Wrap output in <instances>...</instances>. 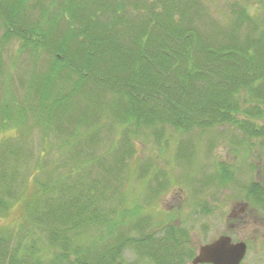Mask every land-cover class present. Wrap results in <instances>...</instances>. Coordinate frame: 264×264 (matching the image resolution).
I'll return each instance as SVG.
<instances>
[{
  "label": "rangeland",
  "instance_id": "obj_1",
  "mask_svg": "<svg viewBox=\"0 0 264 264\" xmlns=\"http://www.w3.org/2000/svg\"><path fill=\"white\" fill-rule=\"evenodd\" d=\"M98 1L110 9L106 18H110L115 8L120 17L128 13L129 20L144 22L152 16L154 8L150 3L155 6L156 0H120L123 12L116 0L94 2ZM70 2L72 0H28L22 10L28 22L41 21L45 16L49 26L44 29H52L50 39L53 43H58L70 31L73 36L67 55L80 40L76 34L81 28L76 23L70 30L69 21L60 13L59 9ZM190 4L193 6L188 7ZM95 7L91 5L92 9ZM184 8L189 10L192 27L205 36V41L212 36L209 39L216 43L229 44V32H232L236 33L237 46H245L246 37L253 39L264 33V7H256L255 0H177L173 10L175 16L180 18ZM156 9L160 12L162 8L157 5ZM242 11H246L251 20L235 29L232 21H237ZM58 14L60 17L53 26V17ZM104 19L105 16L101 18ZM180 26L183 30L187 27ZM254 26L255 29L251 30ZM4 34L5 28L1 24L0 40ZM117 34V39L124 43V37ZM20 46L21 42L14 38L3 43L0 41V128L2 123H6L4 112L13 110V100L19 106L23 103L31 76L39 80L54 58V54L48 52L54 46L49 40L45 51L36 55L29 49L20 50ZM68 74V69H64L55 80V91L60 90L58 96L61 98L69 94L68 84L78 78L71 75L67 81ZM252 79L250 75L241 82L251 83ZM262 83L263 80L260 85ZM247 89L241 86L229 101L231 104L238 102L242 110L250 109L253 113L254 105L244 103L248 97ZM261 89L264 87L259 88L255 84L254 96ZM74 96L62 110L54 111L48 128L33 112L37 105L34 99L26 111L23 126L20 127L15 120L17 115L12 114L9 129L4 133L0 131V142L6 141L8 145L7 148L0 145V194L1 200L12 207L7 215L0 214V235L5 237L3 246H0V253L3 249L5 256L0 254V264H7L19 247H31L34 256L42 254L48 257V249L56 256L64 253L61 245L49 246L50 228L57 227L52 219L47 216L50 222L44 220L38 224L26 218L23 203L16 202L24 192L27 197L42 193L41 188L46 187L47 182L56 181L66 186L65 202L81 196L80 202L87 207V213L95 209L109 221H116L120 213H125L119 218L121 224L115 228L113 238L94 248L93 255L100 252L101 245L113 244L117 237L137 238L153 233L156 242L165 227L179 226L189 237L188 244L184 246L186 252L194 251L195 255L200 246L226 236L233 243L246 244L247 251L241 264H264V209L260 202L247 196L249 185L264 183L263 140H248L242 131L228 125L185 132L164 125L146 128L140 124L135 129L128 128L123 124V117L118 116L119 109L123 107L116 105L114 108L117 97L100 89L98 84L85 82ZM142 109L145 112L143 121L150 120V104L143 105ZM238 117L244 119L242 115ZM252 121L250 119L249 123ZM259 123L261 125L262 121ZM132 129L137 131L136 135ZM161 132L162 136L155 137ZM126 141L132 149L123 145ZM130 149L134 150V155L123 157V153L130 152ZM220 164L228 166L232 174L231 180L222 185L218 182ZM3 184L5 194L1 191ZM52 198L51 207H54L58 197ZM241 208L244 211L240 213ZM98 234L97 228L91 232L93 236ZM144 252L146 249L136 252L126 246L119 261L121 264H155L140 255ZM49 257L53 258V255ZM74 258L69 253L68 260L60 258L59 263L74 264ZM191 260L183 257L180 263L190 264Z\"/></svg>",
  "mask_w": 264,
  "mask_h": 264
},
{
  "label": "trees",
  "instance_id": "obj_2",
  "mask_svg": "<svg viewBox=\"0 0 264 264\" xmlns=\"http://www.w3.org/2000/svg\"><path fill=\"white\" fill-rule=\"evenodd\" d=\"M9 1L11 0H0V23L5 28L1 43L8 39H17L21 42L20 50L29 49L36 55L39 51H45L49 40L54 46L48 52L54 54V58L48 71L39 77V80L31 76L29 88L25 94L23 92V103L20 106L15 103L12 95L13 110L4 112L6 123L1 124V133L7 131L8 125L12 124L9 123L12 114L17 115L15 120L20 127L23 126L26 111L34 99L37 105L33 112L37 114L36 117L42 118V123L48 128L54 111L62 110L70 98L79 92L83 83L89 81L117 97L114 108L116 105L123 107L119 109L118 116L123 117L125 127L135 129L140 124L146 128L164 125L185 132L194 128L209 130L228 125L242 131L248 140L264 141V89L256 91L254 96L255 84L259 88L264 87V33L261 32L253 39L246 37L245 46H237L236 33L232 32H229V44L216 43L209 39L212 36L208 35L209 38L205 41V36L194 30L188 17L189 10L186 8L180 12V18L175 16L173 10L177 0H156L155 6L150 3L154 10H151L152 16L144 22L129 20L128 13L120 17L115 8L110 18H106L110 9L102 1L96 3L95 0H72L59 9L69 21L70 30L76 23L81 27L76 34L80 40L76 42L70 55H67L68 44L73 36L70 31H67L58 43H53L50 39L52 29H44L49 26L45 16L41 21L28 22L22 12L28 0H17L13 3ZM116 3L123 12L121 1L116 0ZM78 4H82V8ZM91 5L96 7L92 9ZM157 5L162 8L160 12L155 11ZM255 5L264 7V0H255ZM78 8H81L82 12H78ZM246 13L240 12L239 16L237 15L239 21L237 18V21H232L235 29L239 28L241 23L251 20V16ZM104 16L103 21L101 18ZM59 17L60 14L53 17V26ZM180 25L187 27L183 30ZM254 29L255 26L251 28ZM115 33L124 37V43L117 39ZM64 69H68L67 81L71 75L78 78L68 84L71 90L61 98L58 96L60 90L55 91V80ZM250 75L253 76L252 85L249 82H241ZM196 82H202L203 85L195 86ZM237 86L239 89L241 86L248 88V97L244 103L254 105L253 113L250 109L242 110L238 102L231 104L229 101L238 93ZM145 104H150L151 110L150 120L144 122L145 112L142 108ZM240 115L243 120L238 117ZM250 119L254 121L249 123ZM259 121H262L261 125ZM37 125L36 122L35 126ZM132 132L135 135L137 133L136 130ZM159 136H162V132L155 134V137ZM0 145L8 147L6 141L0 142ZM123 145L131 146L129 141ZM131 149L130 152L125 151L123 157L134 155V150ZM231 175L228 166L218 165L220 185L229 182ZM3 188L4 184L1 191ZM65 189L63 182H47L46 187L41 188L42 193L27 197L24 192L16 200L20 204L23 203L26 218L38 224L44 220L50 222L47 216L52 219L57 227L50 228L49 246L61 245L64 253L56 256L48 249L53 258L49 257V252L48 257L41 256L42 254L34 256L31 247L18 245L19 248L9 257L7 264H27L28 259L30 264H42L44 261L60 264L59 259L68 260L69 253L75 257L74 264H121V251L126 246L132 247L136 252L146 249V252L140 255L155 264H181L183 257L193 258L194 251L186 252L184 249L189 242L188 234L179 226L165 227L156 242L153 240V233L137 238L117 237L113 244L101 245L100 252L93 255L94 248L113 238L115 228L121 224L119 218L125 213H120L116 221L105 219L106 216L97 214L95 209L87 213V207L80 202L81 196H74L65 202ZM52 196L58 197L54 207H51ZM247 196L260 202L261 208L264 209V183L249 185ZM1 199L2 194L0 214L7 215L12 207ZM94 228L99 231L96 236L91 235ZM3 238L5 237L0 235V246H3ZM1 250L3 257L5 253Z\"/></svg>",
  "mask_w": 264,
  "mask_h": 264
},
{
  "label": "water",
  "instance_id": "obj_3",
  "mask_svg": "<svg viewBox=\"0 0 264 264\" xmlns=\"http://www.w3.org/2000/svg\"><path fill=\"white\" fill-rule=\"evenodd\" d=\"M243 211V208L239 210L240 213ZM246 251L244 242L233 243L231 238L220 236L200 246L190 264H241Z\"/></svg>",
  "mask_w": 264,
  "mask_h": 264
}]
</instances>
